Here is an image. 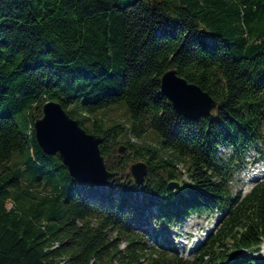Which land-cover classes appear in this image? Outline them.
Instances as JSON below:
<instances>
[{
    "label": "trees",
    "instance_id": "trees-1",
    "mask_svg": "<svg viewBox=\"0 0 264 264\" xmlns=\"http://www.w3.org/2000/svg\"><path fill=\"white\" fill-rule=\"evenodd\" d=\"M171 67L216 101L210 114L173 109ZM47 100L101 135L118 172L105 186L39 148ZM250 149L264 161V0H0V264H264V180L230 189ZM217 211L189 257L156 241Z\"/></svg>",
    "mask_w": 264,
    "mask_h": 264
},
{
    "label": "water",
    "instance_id": "water-1",
    "mask_svg": "<svg viewBox=\"0 0 264 264\" xmlns=\"http://www.w3.org/2000/svg\"><path fill=\"white\" fill-rule=\"evenodd\" d=\"M159 84L160 92L170 101L173 109L186 119L197 120L216 108V101L207 91L178 75L174 67L162 73ZM33 134L39 148L47 155L56 154L69 176L78 183L101 187L118 175V172L107 169L100 153L101 135L87 132L58 101L44 102L41 116L33 120ZM123 149L124 146L120 145L118 154ZM127 174L136 184H141L147 174V164L135 161ZM169 185L178 186L177 183ZM263 247L264 244L260 254L264 257Z\"/></svg>",
    "mask_w": 264,
    "mask_h": 264
},
{
    "label": "rangeland",
    "instance_id": "rangeland-1",
    "mask_svg": "<svg viewBox=\"0 0 264 264\" xmlns=\"http://www.w3.org/2000/svg\"><path fill=\"white\" fill-rule=\"evenodd\" d=\"M114 117L121 120L124 119L123 110L118 109L113 113H109L105 118ZM151 136V135H150ZM151 141V140H149ZM155 144L154 141H151ZM220 153H227L228 149H219ZM257 158L256 152L253 149H250L245 157L246 164L243 167V172H237L234 174L233 179L230 181V189L232 194L241 193L245 190L250 189V183L245 184L246 176L249 177L250 173H253L254 169L252 166L253 162ZM249 166V168H248ZM252 169V170H251ZM129 170V169H128ZM252 175V174H251ZM184 179H187V176H183ZM37 191L40 193H46L41 186L37 187ZM244 192V193H245ZM243 194V193H242ZM12 203L8 200L6 207L10 208ZM220 212L206 216H195L190 215L186 219L182 220L181 223L174 225L170 230L160 231V235L156 238V241L161 242L163 245H169L177 249L178 252H181L185 257H189L191 250L195 248L199 243L203 242L207 234L211 232L216 226V220L219 218ZM149 231H152L153 228L148 226ZM164 241V242H163ZM150 244V241H149ZM264 244V243H263ZM259 254V253H257Z\"/></svg>",
    "mask_w": 264,
    "mask_h": 264
},
{
    "label": "built area",
    "instance_id": "built-area-1",
    "mask_svg": "<svg viewBox=\"0 0 264 264\" xmlns=\"http://www.w3.org/2000/svg\"><path fill=\"white\" fill-rule=\"evenodd\" d=\"M264 171V163H258L257 167L255 168V172L253 173V176L255 175H259V173L257 172H262ZM260 175H262V173H260Z\"/></svg>",
    "mask_w": 264,
    "mask_h": 264
},
{
    "label": "bare ground",
    "instance_id": "bare-ground-1",
    "mask_svg": "<svg viewBox=\"0 0 264 264\" xmlns=\"http://www.w3.org/2000/svg\"><path fill=\"white\" fill-rule=\"evenodd\" d=\"M263 249H264V247H263Z\"/></svg>",
    "mask_w": 264,
    "mask_h": 264
}]
</instances>
